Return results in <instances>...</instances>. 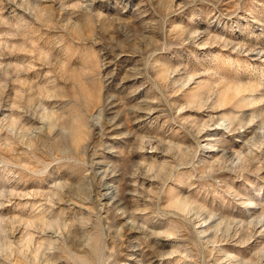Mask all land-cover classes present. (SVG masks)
Listing matches in <instances>:
<instances>
[{
	"label": "clouds",
	"instance_id": "1",
	"mask_svg": "<svg viewBox=\"0 0 264 264\" xmlns=\"http://www.w3.org/2000/svg\"><path fill=\"white\" fill-rule=\"evenodd\" d=\"M0 264H264V0H0Z\"/></svg>",
	"mask_w": 264,
	"mask_h": 264
},
{
	"label": "rangeland",
	"instance_id": "2",
	"mask_svg": "<svg viewBox=\"0 0 264 264\" xmlns=\"http://www.w3.org/2000/svg\"><path fill=\"white\" fill-rule=\"evenodd\" d=\"M109 10H111V6H109ZM114 67H116L117 77L123 75V69L121 67H117V66Z\"/></svg>",
	"mask_w": 264,
	"mask_h": 264
}]
</instances>
